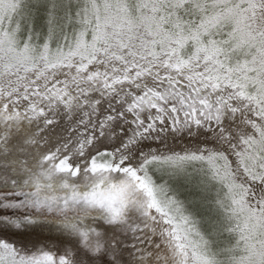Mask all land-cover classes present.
Here are the masks:
<instances>
[{
    "label": "snow or ice",
    "instance_id": "6c2138e0",
    "mask_svg": "<svg viewBox=\"0 0 264 264\" xmlns=\"http://www.w3.org/2000/svg\"><path fill=\"white\" fill-rule=\"evenodd\" d=\"M0 264H264V0H0Z\"/></svg>",
    "mask_w": 264,
    "mask_h": 264
}]
</instances>
